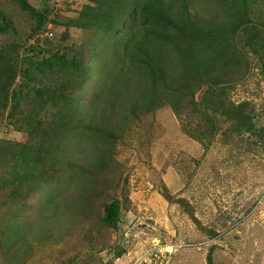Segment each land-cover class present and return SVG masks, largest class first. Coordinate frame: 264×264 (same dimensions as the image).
Listing matches in <instances>:
<instances>
[{
	"label": "trees",
	"instance_id": "trees-1",
	"mask_svg": "<svg viewBox=\"0 0 264 264\" xmlns=\"http://www.w3.org/2000/svg\"><path fill=\"white\" fill-rule=\"evenodd\" d=\"M79 1L0 0V127L4 116L14 119L24 136L0 137V264L120 257L124 237L102 242L119 232L129 203L127 164L117 154L134 128H152L144 121L160 109L169 107L203 150L246 141L264 152V103L258 112L254 99H232L256 72L264 85V0ZM62 11L76 16L57 22L64 29L55 39L41 34ZM163 190L218 236L184 198ZM213 248L206 264H214Z\"/></svg>",
	"mask_w": 264,
	"mask_h": 264
},
{
	"label": "rangeland",
	"instance_id": "rangeland-1",
	"mask_svg": "<svg viewBox=\"0 0 264 264\" xmlns=\"http://www.w3.org/2000/svg\"><path fill=\"white\" fill-rule=\"evenodd\" d=\"M80 2L69 6L75 8ZM71 14L62 11L55 18L56 23L72 17ZM47 27L50 31L46 29L41 34H52L54 39L64 29L61 23H50ZM70 35L79 36V32ZM52 39L46 40L50 47ZM37 40L45 39L39 36ZM85 96L81 100L87 103ZM243 98L254 99L257 111H261L264 85L258 72L247 88L238 87L232 95L233 100ZM148 121L152 122V128L147 132L141 127L134 128L126 141L131 145L121 146L117 154L127 164L129 203L121 211L119 232L105 236L102 242L115 245L116 240L124 237L123 251L120 257L101 251L102 262L132 264L163 243L162 254L153 259L148 253V264H206L205 254L210 246H214V264H264V152L248 150L246 141H236L240 153L230 161L229 155L236 149L233 142L228 145L216 142L203 150L181 131L169 107L158 110L153 121L145 119L144 123ZM2 122L0 137L24 140L16 132L14 119L4 116ZM164 187L170 195L182 197L191 205L202 226H216L218 236H208L181 205L171 204L162 195ZM39 197V192H33L29 199L36 204ZM186 243L192 247H183ZM46 262L44 259L43 264H49Z\"/></svg>",
	"mask_w": 264,
	"mask_h": 264
},
{
	"label": "built area",
	"instance_id": "built-area-1",
	"mask_svg": "<svg viewBox=\"0 0 264 264\" xmlns=\"http://www.w3.org/2000/svg\"><path fill=\"white\" fill-rule=\"evenodd\" d=\"M158 251H160V249H157V250L153 249V250H150L148 253L153 254L154 257H155L157 255V253H159ZM148 253H145L141 260H139V261H137L135 263H132V264H142L143 262H146L147 259H148V256H149Z\"/></svg>",
	"mask_w": 264,
	"mask_h": 264
},
{
	"label": "clouds",
	"instance_id": "clouds-1",
	"mask_svg": "<svg viewBox=\"0 0 264 264\" xmlns=\"http://www.w3.org/2000/svg\"><path fill=\"white\" fill-rule=\"evenodd\" d=\"M164 245H165V244H163V243L158 245V247L156 248V250H157V249H160L161 252L157 253V255L160 254V253L162 254V249L165 248ZM154 249H155V248H154ZM142 257H143V255L141 256V258H140L139 260H141ZM148 257H149V256H148ZM150 257H153V259H154V255H153V254H150ZM139 260H137V261H139ZM137 261H135V262H137ZM135 262H133V263H135ZM142 264H148V260H147L146 262H143Z\"/></svg>",
	"mask_w": 264,
	"mask_h": 264
}]
</instances>
